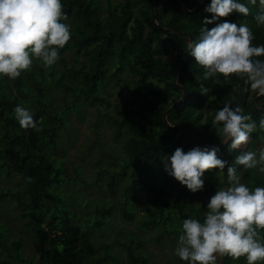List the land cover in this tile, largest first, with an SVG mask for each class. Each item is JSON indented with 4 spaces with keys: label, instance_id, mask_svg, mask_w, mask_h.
Instances as JSON below:
<instances>
[{
    "label": "trees",
    "instance_id": "trees-1",
    "mask_svg": "<svg viewBox=\"0 0 264 264\" xmlns=\"http://www.w3.org/2000/svg\"><path fill=\"white\" fill-rule=\"evenodd\" d=\"M98 1L63 0L67 22L72 25V38L61 50L58 63L46 68L42 62L34 61L31 70L13 80L12 86L7 85L6 91L1 80L0 122L3 121L5 132L0 146V171L5 168L9 175L17 172L23 176L28 200L24 202L18 191H1L0 201L11 196L23 203L25 212L21 216L29 218L39 253L36 262L23 259L24 264L119 262L111 251L112 243L97 245L93 240V230L104 229L106 222L114 218L116 204L110 202L102 208L97 207V219L93 223L89 221L86 228L77 223L78 216L68 210L66 197L55 191V187H62L64 182L69 184L72 180L64 174V167L59 163L61 159L49 155L48 150L59 141L65 114L72 108L80 109L79 100L83 99L81 101L90 106L109 104L107 96L102 95L109 82L115 81V85L120 87L124 84L129 93L130 106L122 111L124 117L112 116L114 124L125 129L128 135L125 144L127 160L120 162V174L124 177L130 169L132 181L129 188L137 186L136 192L146 191L158 205L148 206L151 216L144 219L145 226L161 225L169 234H179L184 217L192 215L203 219L206 212L204 203L192 204L190 199L183 198L185 189L164 171L162 157L172 153L177 146L187 150L185 146L193 142L205 145L195 140L190 130L201 140L221 141L212 119L216 109L225 102L241 103L244 111L251 113L256 121V130L249 139L252 146L264 142V128L259 125L264 117V96L259 98L257 106L260 109L256 111L252 99L257 92L252 93L249 89L247 98L243 100L246 87L243 78L233 75L225 79L221 75L219 79H205L203 68L195 63L192 56L184 62L188 55L185 51L188 41L199 37L202 19L210 15L204 11L210 0H202L196 9L199 0H179L180 3L155 0L156 21L152 16V0H122L114 4L108 0L105 16ZM249 7L251 12L248 16L234 12L222 19L247 22L255 33L253 43H264V26H258L254 20L260 10L259 2L249 4ZM68 51L73 52L70 63L65 57ZM180 68L179 82L186 88L187 95L168 112L166 121L165 112L183 94L176 84ZM14 86L20 97L13 94ZM55 87L76 98L60 114L51 111L53 104L49 96ZM17 104L31 108L37 118L43 117L40 130L20 127L13 111ZM240 151L223 144L219 155L233 161ZM254 170L246 169L243 180L247 182L253 177V187L264 184V176H253ZM218 172L206 171L205 188L197 192L198 197L206 191L208 201L210 193L219 185ZM114 182L113 178L111 184ZM172 182L181 186L178 194L171 186ZM122 200L120 216L132 223L136 214L135 209H131V198L128 195ZM5 234L0 232V249L6 248ZM130 242H117L128 251L127 264H150L147 255L136 252L132 247L134 243L142 245V241L131 234ZM22 247V239L13 242L16 256L20 257ZM100 251H103L102 255ZM6 253L11 256L9 248ZM7 256H0V264H14ZM230 259L225 256L221 264H232Z\"/></svg>",
    "mask_w": 264,
    "mask_h": 264
},
{
    "label": "clouds",
    "instance_id": "clouds-1",
    "mask_svg": "<svg viewBox=\"0 0 264 264\" xmlns=\"http://www.w3.org/2000/svg\"><path fill=\"white\" fill-rule=\"evenodd\" d=\"M257 2L254 20L264 26V0H210L204 7L210 15L203 17L199 37L189 40L185 51L203 68L205 79L235 75L264 96V43H253L248 23L222 19L234 12L248 16L249 4ZM71 38L63 0H0V78L15 80L34 61L46 68L55 65ZM13 111L21 128L40 130L43 117L31 108L17 104ZM212 125L232 149L247 144L257 127L251 113L232 101L216 109ZM259 125L264 128V117ZM219 153V145L196 144L188 150L177 146L162 157L164 171L192 193L204 190L206 171L227 169L228 183L208 198L203 219L183 218L174 253L185 264H217L218 256L264 264V184L250 187L240 174L244 169L264 173V147L240 151L233 161Z\"/></svg>",
    "mask_w": 264,
    "mask_h": 264
},
{
    "label": "rangeland",
    "instance_id": "rangeland-1",
    "mask_svg": "<svg viewBox=\"0 0 264 264\" xmlns=\"http://www.w3.org/2000/svg\"><path fill=\"white\" fill-rule=\"evenodd\" d=\"M110 1L114 4L122 0ZM98 2L101 5L102 14L105 16L108 0H99ZM237 22L247 23L239 20ZM72 56V51L65 53L69 63ZM174 56L175 54H172V57ZM1 80L4 82V91L13 84V80L8 77L0 78V84ZM106 87V90H102V95L107 96L109 104L90 106L81 101L83 99L79 100L80 109L72 108L64 116L65 125L59 134L58 143L48 147L49 155L61 159L59 163L64 167V174L72 180L69 184L64 182L62 187H55V191L66 197L68 210L78 216L77 223L85 228L89 221L92 222L97 219L95 217L97 207L102 208L110 202L116 204L117 210L114 218L106 222L104 229L102 228L100 231L93 230L95 234L93 240L97 245H102L105 242L113 244L111 251L119 262L113 261L106 264H127L128 251L125 246L122 247L117 242H130L131 234H134L136 239H140L143 243L142 245L134 243L132 247L136 252L147 255L150 264H182L174 253L179 234H169L161 225L145 226L143 224L144 219L151 216L147 211L148 206L157 207L158 205L153 202L152 195L146 191L138 193L136 192L137 186L129 188L132 181L130 169L124 177L120 174L122 170L120 162L127 160L125 144L128 137H126L127 132L125 129H119L114 124L112 116L116 118L124 117L122 111L130 106L128 102L129 93L124 84L122 87L116 86L115 81L109 82ZM12 90L14 95H19L16 87ZM251 92L255 93L254 90H251ZM49 97L51 98L50 102L53 104L51 111L55 114H60L66 106L76 99L73 94L56 87L51 91ZM2 124L3 121L0 122V146L3 145L2 139L5 132ZM190 134L200 142L199 137L191 130ZM193 143L185 146L187 150L195 145ZM209 143L219 146L227 144L218 140ZM251 143L253 142L249 140L240 149L246 151L264 147L262 141L254 146ZM225 159L231 160L230 157ZM240 168L242 169V166ZM245 171L246 169L240 172L242 181L253 187V177L249 178L247 182L243 180ZM253 172V176L254 174L264 176V173L257 170ZM113 178L115 182L111 184ZM217 180L219 185L216 188L225 186L228 183L224 171L217 173ZM171 186L176 189L175 193L178 194L181 186L173 184V182ZM183 188L185 189L183 198L190 199L192 204L204 203V210L206 211L208 192L205 191L204 194L198 197L197 192L192 193L186 186H183ZM215 190L213 189L210 194H213ZM1 191H18L22 194L24 202L28 200L23 176L17 172L9 175L5 168L0 171ZM128 195L132 201L131 207L133 208L131 209H135L136 214L132 223H128L121 218L119 210L122 199H125ZM24 212L25 206L23 203H19L15 197H5L0 201V232L6 233L4 237L6 248L0 249V256L2 258L6 257V251L9 248L11 256L8 255L7 258L12 260L14 264H24L23 259L25 261L33 259L36 262L39 258L33 228L29 226V218L21 216ZM20 239L23 240V247L20 251V257H18L12 249V245L14 241ZM102 253L103 251L99 252L101 255ZM224 257L218 256L217 264H221ZM230 262L232 264H245L243 257L236 260L231 258Z\"/></svg>",
    "mask_w": 264,
    "mask_h": 264
},
{
    "label": "water",
    "instance_id": "water-1",
    "mask_svg": "<svg viewBox=\"0 0 264 264\" xmlns=\"http://www.w3.org/2000/svg\"><path fill=\"white\" fill-rule=\"evenodd\" d=\"M176 1H178V2L180 3L179 0H176ZM151 2H152V16H153V19L156 21V15H155V0H152ZM201 3H202V0H199V2L197 3V5H196V7H195L194 9H196ZM186 9L189 10V11L194 10V9L190 10V9H188V8H186ZM166 30H167V29H166ZM190 56H191V55L188 54L187 57L185 58L184 62H186ZM180 70H181V68L179 69L178 74H177V77H176V84H177L178 87H180V88L183 90V94H182V97H181L180 99L176 100V101H175V102L169 107V109L165 112V114H164V118H165L166 121H167V114H168V112H169L174 106H176L177 104L181 103V102L186 98V95H187V90H186V88H184L183 86H181V84H180V82H179ZM248 92H249V87H248V85H247V83H246L245 91H244V94H243V100L247 98V96H248ZM260 97H262V96H258V94H257V95L252 99V106H253V108H254L256 111H259V109H260V108L257 106V102H258V100H259ZM240 105H241V103H240ZM198 139H199V141H201L202 143H205V144H207V145H212L211 143L206 142V141H204V140H201L200 138H198Z\"/></svg>",
    "mask_w": 264,
    "mask_h": 264
}]
</instances>
